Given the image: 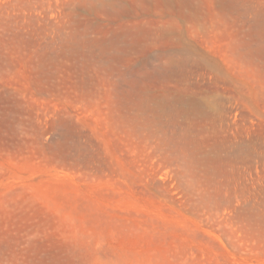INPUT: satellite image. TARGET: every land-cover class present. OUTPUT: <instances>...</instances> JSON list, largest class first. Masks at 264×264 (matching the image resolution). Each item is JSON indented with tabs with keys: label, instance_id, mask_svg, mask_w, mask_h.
<instances>
[{
	"label": "rangeland",
	"instance_id": "1",
	"mask_svg": "<svg viewBox=\"0 0 264 264\" xmlns=\"http://www.w3.org/2000/svg\"><path fill=\"white\" fill-rule=\"evenodd\" d=\"M0 264H264V0H0Z\"/></svg>",
	"mask_w": 264,
	"mask_h": 264
}]
</instances>
